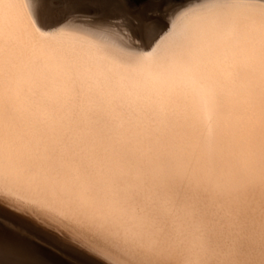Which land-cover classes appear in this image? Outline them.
<instances>
[{
    "label": "clouds",
    "instance_id": "9594fccd",
    "mask_svg": "<svg viewBox=\"0 0 264 264\" xmlns=\"http://www.w3.org/2000/svg\"><path fill=\"white\" fill-rule=\"evenodd\" d=\"M66 214L98 264H264V113L164 106L66 47L0 66V186Z\"/></svg>",
    "mask_w": 264,
    "mask_h": 264
},
{
    "label": "snow or ice",
    "instance_id": "6c2138e0",
    "mask_svg": "<svg viewBox=\"0 0 264 264\" xmlns=\"http://www.w3.org/2000/svg\"><path fill=\"white\" fill-rule=\"evenodd\" d=\"M27 4L39 29L46 31L26 19L12 40L7 24L0 21V66L5 73L11 72L23 46L55 57L70 47L68 36L86 35L88 60L105 71L112 58L132 65L156 61L164 40L190 57V73L196 78L230 75L246 80L249 107L259 106L264 113V0H27ZM185 18L197 20L198 26L184 32L185 25L177 21ZM149 52L150 57L145 55ZM210 99L215 106L223 101L218 92ZM5 199L83 241L65 213L37 207L18 186H0V201ZM44 247L31 228L15 220L0 221V264H52Z\"/></svg>",
    "mask_w": 264,
    "mask_h": 264
},
{
    "label": "bare ground",
    "instance_id": "6f19581e",
    "mask_svg": "<svg viewBox=\"0 0 264 264\" xmlns=\"http://www.w3.org/2000/svg\"><path fill=\"white\" fill-rule=\"evenodd\" d=\"M26 19L31 20L33 26L39 29L27 0H0V21L7 24L9 39H15ZM177 24H184V32H186L195 29L199 22L185 18L178 20ZM173 27L175 30L176 26ZM39 30L46 31V29ZM66 44L86 56L89 55L90 48L86 35L68 36ZM160 46L162 50L159 58L147 65L123 64L118 59L112 58L105 67L107 71L119 75L123 80L141 86L164 106L210 113L216 107L210 99L214 92H218L223 102L227 104H249L250 100L246 94L248 85L243 78L233 79L230 75L213 80H208L206 77L196 78L190 73L189 56L181 53L175 45L165 44L164 40L160 41ZM145 55L150 57L152 53Z\"/></svg>",
    "mask_w": 264,
    "mask_h": 264
},
{
    "label": "rangeland",
    "instance_id": "374dc122",
    "mask_svg": "<svg viewBox=\"0 0 264 264\" xmlns=\"http://www.w3.org/2000/svg\"><path fill=\"white\" fill-rule=\"evenodd\" d=\"M0 202V221L15 220L25 227L31 228L37 238L43 240L45 244L43 253L47 259L52 261V264H98L83 241L74 240L58 225L43 219L37 220L27 210L13 207L8 200Z\"/></svg>",
    "mask_w": 264,
    "mask_h": 264
}]
</instances>
